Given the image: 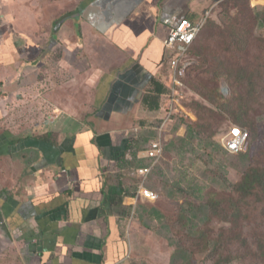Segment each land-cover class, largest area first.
Segmentation results:
<instances>
[{
    "label": "crops",
    "instance_id": "obj_1",
    "mask_svg": "<svg viewBox=\"0 0 264 264\" xmlns=\"http://www.w3.org/2000/svg\"><path fill=\"white\" fill-rule=\"evenodd\" d=\"M213 3L0 0V264L171 263L136 170L168 111L163 42Z\"/></svg>",
    "mask_w": 264,
    "mask_h": 264
},
{
    "label": "rangeland",
    "instance_id": "obj_2",
    "mask_svg": "<svg viewBox=\"0 0 264 264\" xmlns=\"http://www.w3.org/2000/svg\"><path fill=\"white\" fill-rule=\"evenodd\" d=\"M211 21L193 44L196 61L205 62L202 73L185 74L175 96L196 120L187 124L176 109L154 124H165L168 142L147 185L159 194L153 202L164 212L148 225L162 235L174 264H264V153L256 152L264 147V11L250 9L247 0H228ZM166 55L170 60L174 54ZM75 80L70 74V94L79 88ZM233 125L246 129L252 143L260 139L250 157L231 155L214 141ZM153 137L152 129L142 130L143 146ZM251 172L260 175L256 187H246ZM197 230L203 235L198 240ZM245 234L260 251L245 249ZM183 243L195 244L199 255L192 257Z\"/></svg>",
    "mask_w": 264,
    "mask_h": 264
},
{
    "label": "built area",
    "instance_id": "obj_3",
    "mask_svg": "<svg viewBox=\"0 0 264 264\" xmlns=\"http://www.w3.org/2000/svg\"><path fill=\"white\" fill-rule=\"evenodd\" d=\"M194 2L197 0H189ZM225 0H214L213 5L204 12V15L196 22L188 20H182L178 22L167 34L164 40V49L169 51L170 54H174L168 62V69L170 74V82L172 84V90H168V111L164 120L169 118V115L175 113L177 110L174 108L175 96H178L179 89L183 87L182 80L187 73V70L193 65L194 59L189 55L190 50L203 29L206 21L211 19V13L220 3ZM176 110V111H175ZM164 125L162 124L158 128V136L152 140L145 150L146 157L150 159V165L137 168L136 173L140 175V183L138 184L137 194L135 200L143 197L148 200H155L158 194L149 188L145 187L144 183L152 169L163 156V142L166 140L163 137ZM249 133L247 130H240L236 136L227 142L228 150L232 153H240L246 150L248 146Z\"/></svg>",
    "mask_w": 264,
    "mask_h": 264
},
{
    "label": "trees",
    "instance_id": "obj_4",
    "mask_svg": "<svg viewBox=\"0 0 264 264\" xmlns=\"http://www.w3.org/2000/svg\"><path fill=\"white\" fill-rule=\"evenodd\" d=\"M229 1H231V0H229ZM234 1V0H233ZM228 2V1H227ZM227 2H225L226 4H227ZM224 3V2H223ZM222 3V5L221 6H224V5H226V4H223ZM250 8V7H249ZM251 9V8H250ZM253 10V9H252ZM200 19V18H199ZM196 22V21H195ZM212 21H211V19H208L207 21H206V24L204 25V27H203V29L200 31V33L198 34V36H197V38H196V40H195V42H194V45H195V43H196V41H197V39H198V37L200 36V34L201 33H203V30L207 27V25H211L212 23H211ZM213 25V24H212ZM234 35H235V33H233ZM234 44H236L237 43V41H235L234 40V42H233ZM194 46H192V48H191V50H190V53H189V55H190V57L192 58V59H194V63H193V65L187 70V73H186V75H189V73H191L192 71H194V70H196L197 68H198V71L199 72H201L202 73V69H203V67H204V63L205 62H202V63H198L197 61H196V58H197V56L194 54ZM197 62V63H196ZM195 64H196V66H195ZM194 69V70H193ZM185 81V80H184ZM153 82V91L154 92H156V94L159 96L160 94H162V93H164V92H168V89L166 88V85H164L163 83H158V82H156V81H152ZM186 85V84H185ZM167 89V90H166ZM183 90V89H182ZM181 100H183V99H180V98H175V102H174V108L175 109H180L179 111H180V113L181 112H183V114H185L184 116H185V118H184V116H183V119L186 121V118H189V120L188 121H186L187 122V124L188 123H190V121H193L194 122V120H196L195 119V117H194V114L191 112V111H189V109H185L184 107H183V105H182V101ZM152 101H155V98H152V95H149V96H147V97H144V99H143V104H147V103H151ZM182 114H180V116H181ZM188 116V117H187ZM160 124H161V122H160ZM160 124H159V126H160ZM159 126H158V128H159ZM158 128H157V131H158ZM240 129H242V126H239V125H233L230 129H229V131L228 132H226L224 135H220L219 136V138L218 139H214V141L215 142H218L221 146H222V148H224L225 150H226V152L227 153H229V154H231V155H239V154H242V156H244V157H250V155L252 154V151H253V149H255V145L258 143V141L260 140L259 138H256L255 140H254V143H252L251 142V140H249V146H248V149L246 150V151H244V152H240V153H238V154H232V153H230L229 152V150H228V148H227V142H228V140L229 139H232L233 137H235V135H236V133L240 130ZM164 130H165V128H164ZM167 140H164V142H163V152H164V150H165V147H166V145H167ZM255 151H256V149H255ZM257 152V155H258V152H259V154L261 155V156H263L262 155V153H264V147L262 146L259 150H257L256 151ZM162 159V158H161ZM161 159H160V161H161ZM160 161L155 165V166H153L152 167V169H151V171H150V173H149V175H148V177H147V179L146 180H149V178L150 177H152L153 175H154V173H155V171L158 169V167H159V164H160ZM148 165H150V163L148 164ZM147 165V166H148ZM250 177H253L252 178V180L251 181H249V178ZM136 178V181H140V178H138V177H135ZM139 179V180H138ZM259 179H260V175H258V174H256V173H254V172H251V173H248V174H246L245 175V183H247L248 185L246 186V187H256L258 184H261L260 182H259ZM138 187V186H137ZM159 195V194H158ZM165 195V194H164ZM166 196H168V197H170V198H172V196H170V195H167L166 194ZM167 200H172V199H165V201H167ZM157 205V204H156ZM156 205H154V206H152L151 207V209H150V211L148 210V214H149V218H153L154 216H156V217H163V212L164 211H160L158 208H156ZM156 209H158V210H156ZM169 218V217H168ZM184 224H187L186 222H184ZM198 233H199V230H197V231H195L193 234H194V236H195V238H197V240L199 239V238H203V235H198ZM242 243H243V246L245 247V249L248 251V252H250V253H253V254H255L254 252H256V251H260L259 250V247H257V246H255V242L251 239V237H250V235L249 234H245L244 235V238L242 239ZM185 250H187V251H189L190 253H191V255H192V257L193 256H195V255H197L198 254V252H197V246L195 245V244H190V245H188V244H186V243H183V245H181ZM199 255V254H198ZM170 264H174V257H173V259H171V263ZM188 264H191V261H190V263H188ZM192 264H193V262H192Z\"/></svg>",
    "mask_w": 264,
    "mask_h": 264
},
{
    "label": "clouds",
    "instance_id": "obj_5",
    "mask_svg": "<svg viewBox=\"0 0 264 264\" xmlns=\"http://www.w3.org/2000/svg\"><path fill=\"white\" fill-rule=\"evenodd\" d=\"M243 129V128H242ZM242 129H240V130H242ZM239 130V131H240ZM244 130H246V129H244ZM163 132H164V130H163ZM164 134V133H163ZM237 134V133H236ZM236 136V135H235ZM234 138V137H233ZM230 140V139H229ZM249 141V140H248ZM248 146H249V142H248ZM248 146H247V148H246V150L248 149ZM227 148H228V146H227ZM246 150H244V151H246ZM244 151H242V152H244ZM230 152V151H229ZM230 153H232V152H230ZM232 154H236V153H232ZM238 154V153H237ZM145 184V183H144ZM146 187V186H145ZM151 190V189H150ZM158 198V197H157ZM146 200H148V199H146ZM155 200H157V199H155ZM155 200H151V201H155Z\"/></svg>",
    "mask_w": 264,
    "mask_h": 264
}]
</instances>
